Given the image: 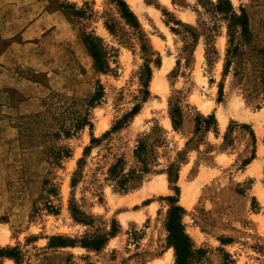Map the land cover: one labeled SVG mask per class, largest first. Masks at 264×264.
Masks as SVG:
<instances>
[{
  "label": "rangeland",
  "instance_id": "obj_1",
  "mask_svg": "<svg viewBox=\"0 0 264 264\" xmlns=\"http://www.w3.org/2000/svg\"><path fill=\"white\" fill-rule=\"evenodd\" d=\"M124 1L159 58L157 66L149 62L144 101L138 99L137 73L144 63L139 39L111 0H45L48 18H61L63 26L37 38L36 71L9 65L18 87L9 90L8 112L0 110L7 127L0 128V247L17 248L18 264H175L164 223L165 196H174L166 165L176 161L177 204L191 246L188 264H264V104L252 92L260 79L251 74L259 58L246 51L241 72L233 74V63L222 74L228 36L225 22L210 9L214 0ZM229 1L236 12L245 11L253 43L264 44V0ZM66 6L80 16L65 15ZM183 26L195 37H187ZM83 33L100 39L103 71L94 68ZM232 36L235 42V29ZM218 84L222 96L216 101ZM96 90L97 99L89 103ZM136 102L137 113L110 130ZM172 105L181 114L177 130L170 125ZM209 113L215 131L193 134L194 117ZM78 116L90 127L73 128ZM232 123L246 124L253 143L246 129L232 126L231 145L221 147ZM105 131L110 132L100 138ZM91 136L100 140L90 144ZM141 138L151 145L156 163L136 187L117 191L105 170L118 157L129 168ZM251 150L253 158L241 164ZM70 193L92 215V226L71 219ZM111 219L117 231L97 250L48 246L50 236L78 239L107 229ZM0 264L15 263L0 256Z\"/></svg>",
  "mask_w": 264,
  "mask_h": 264
},
{
  "label": "trees",
  "instance_id": "obj_2",
  "mask_svg": "<svg viewBox=\"0 0 264 264\" xmlns=\"http://www.w3.org/2000/svg\"><path fill=\"white\" fill-rule=\"evenodd\" d=\"M114 4L120 18L123 22L128 25L134 31L135 36L139 39L141 55L144 60L140 70L137 73V80L139 82L140 88L138 90L139 102L144 101L148 96V82L151 75V68L149 62L154 63L155 66L159 64V58L157 53L154 52L151 47L147 44L146 38L143 36L137 18L134 13L129 9L124 0H111ZM61 8H64L60 6ZM67 10L62 11L65 15L80 16L81 12L70 6H66ZM211 11L220 16V19L225 22L226 33H227V46L224 50L223 64H222V74H226L229 70V67L234 63V72L237 74L241 72L245 65L241 62L244 59V54L246 51H254V54L259 58L256 68H253L251 74L253 77H259L260 81H257L253 84L252 92L254 94H261V100L264 104V44H254L252 41V35L248 27V20L245 11L243 8L239 7L236 12L232 7L229 0H214L211 3ZM176 23H179L178 20H174ZM106 25V24H105ZM184 29H187L189 32L190 38L195 37V31L187 26H183ZM172 31L174 28L170 27ZM236 30L238 33L237 40L233 42L232 32ZM80 39L84 45L87 53L89 54L93 66L97 71L104 70V62L101 59V52L98 46L100 39L95 36H90L88 34H80ZM257 72V73H256ZM257 74V75H255ZM242 75V74H240ZM222 96V85L218 84L217 88V98L216 101H219ZM98 97L97 90L91 95L89 103L93 102ZM139 109V103H134L128 112L124 113L119 119H117L114 124L111 126L110 130H116L124 125L129 118L137 113ZM169 120L170 125L174 130H177L181 124V114L178 106L172 105L169 109ZM84 125L90 127V124L86 122L84 117H76L74 120L73 128H80ZM232 126H236L242 129H246L248 135L251 138L253 143V135L251 130L246 124H236L232 123L228 126L226 131L222 134L221 147L231 145V138L229 131ZM212 129L215 131L216 123L213 116V113H209L205 116H195L194 117V126L193 134L197 135L199 132ZM110 131H105L101 134L100 138L107 135ZM91 136L89 143H96L100 140ZM90 145H87L83 148L82 154L84 155L87 150H89ZM133 162L129 168L125 169V164L122 158L118 157L114 160L113 163L109 164L105 170V180L108 181L112 188L120 192H126L129 189L136 187L142 180L143 176L151 171L152 166L156 163L155 158L152 154V147L149 145L145 138H141L137 141V144L132 150ZM180 157V156H178ZM251 158H253V150L250 151L249 157L242 160L241 164H246ZM181 159V158H178ZM83 164V157H80L76 161V169L72 172V177L70 178L69 185L73 188L79 177V170ZM177 164L176 161H172L166 165V177L168 182H171L172 190L174 191V196H165L166 201L168 202V208L166 211L165 218V231H166V244L171 247L174 256L175 264H188L191 255V246L188 235L184 232L182 223L180 221V216L183 212V209L180 205L177 204V194L178 187L175 185L177 180ZM263 185H264V175H263ZM253 202V198H252ZM49 211L55 212V209L50 205L47 206ZM67 210L71 219L85 226H92L93 217L92 215L86 214L80 207L76 204L75 199L70 193V197L67 201ZM116 222L111 219L107 229L98 228L93 232H86L78 239L68 238L65 236H50L48 240L49 247L57 246H72L78 244L80 247L86 249H99L106 240L113 236L117 231ZM0 256L10 258L15 264H18L19 251L15 247H0Z\"/></svg>",
  "mask_w": 264,
  "mask_h": 264
},
{
  "label": "crops",
  "instance_id": "obj_3",
  "mask_svg": "<svg viewBox=\"0 0 264 264\" xmlns=\"http://www.w3.org/2000/svg\"><path fill=\"white\" fill-rule=\"evenodd\" d=\"M44 3L45 0H0V110L6 113L10 108L9 90L18 87L14 85L16 78L13 77L17 75L9 71V65L21 63L22 67L36 71L39 64L36 60L37 38L46 30L51 33L63 26L61 18H48V13L43 10ZM71 34L73 38V30ZM25 52L28 54L24 55ZM23 102L26 100L18 106ZM5 121L3 119L2 123ZM1 127L7 130L5 124L0 123Z\"/></svg>",
  "mask_w": 264,
  "mask_h": 264
}]
</instances>
